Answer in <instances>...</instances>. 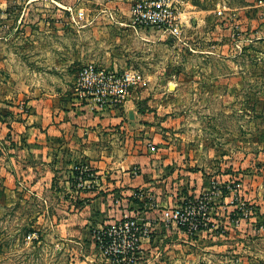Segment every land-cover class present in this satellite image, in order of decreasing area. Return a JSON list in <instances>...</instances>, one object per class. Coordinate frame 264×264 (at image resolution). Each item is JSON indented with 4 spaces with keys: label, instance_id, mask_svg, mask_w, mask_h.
<instances>
[{
    "label": "rangeland",
    "instance_id": "374dc122",
    "mask_svg": "<svg viewBox=\"0 0 264 264\" xmlns=\"http://www.w3.org/2000/svg\"><path fill=\"white\" fill-rule=\"evenodd\" d=\"M88 65L142 77L125 125L43 174L29 104ZM0 264H264V0H0Z\"/></svg>",
    "mask_w": 264,
    "mask_h": 264
},
{
    "label": "crops",
    "instance_id": "0c3cea01",
    "mask_svg": "<svg viewBox=\"0 0 264 264\" xmlns=\"http://www.w3.org/2000/svg\"><path fill=\"white\" fill-rule=\"evenodd\" d=\"M77 96L79 97L80 95L77 94ZM79 100H81V97L73 101V106L76 108L73 110L71 109L70 112H63V109L59 108V104L57 105V103H54L53 105V103L49 99H47V97H43L38 100H32L29 104L30 106H32V114L31 117L28 118V120L39 121L41 126H43L42 132L29 133V135H27V139H29V142L34 144L33 148H31L29 152L32 153V156H34L35 159L39 158L43 162H45V166L41 164L45 167V169L43 170V174L47 175L48 173H50L51 175H53L54 171L60 170V164L56 162V160L52 166H49V164H51V158L54 157L55 159L59 160V157L61 159L62 155H69V151L62 152V148L59 149L58 144V141L63 139V129L65 128V126H72L74 134H77L75 132H79L83 127H95L98 132H91L88 135V138L96 141L94 143V145L96 146L91 148L92 152L99 153L100 148L98 147V145L106 142L105 135L98 136L99 131L101 129L104 130L108 126V124L114 127L117 125H125V122L123 121L124 116L121 110L127 112L129 104L128 102H122L119 105H112L109 99L104 98L99 101L92 96L85 98L83 104H79L77 102ZM65 116H69V119H67ZM120 130H122V127H120ZM84 154H86L85 151ZM92 170V173L99 177L104 172V170L103 172H101L100 168ZM107 172L110 173V171ZM113 173H121L123 176V178L121 177V179H123V181L126 180L125 177L127 176L129 178L128 183L143 182L141 173L135 174L134 172L127 170L120 172L116 169L113 171ZM51 178L52 177H50L49 180H51ZM98 183L99 185H101V187L103 186L101 178ZM45 186L47 185L45 184Z\"/></svg>",
    "mask_w": 264,
    "mask_h": 264
},
{
    "label": "built area",
    "instance_id": "2783aa9c",
    "mask_svg": "<svg viewBox=\"0 0 264 264\" xmlns=\"http://www.w3.org/2000/svg\"><path fill=\"white\" fill-rule=\"evenodd\" d=\"M141 9L137 7V12ZM166 24L171 25L170 22ZM76 89L79 91V97L85 98L92 96L97 100L109 99L112 105H119L126 99L128 87L131 85L140 84L142 77L138 73H125L117 75L108 73L103 69H100L94 65H88L77 72L76 75ZM134 225H125V230H129ZM111 233L115 231H110ZM104 234H107L104 232ZM128 251L121 250L118 252L119 257H123L125 253L134 249L133 247L127 246ZM136 248V247H135Z\"/></svg>",
    "mask_w": 264,
    "mask_h": 264
},
{
    "label": "trees",
    "instance_id": "16d2710c",
    "mask_svg": "<svg viewBox=\"0 0 264 264\" xmlns=\"http://www.w3.org/2000/svg\"><path fill=\"white\" fill-rule=\"evenodd\" d=\"M101 235V234H100Z\"/></svg>",
    "mask_w": 264,
    "mask_h": 264
}]
</instances>
